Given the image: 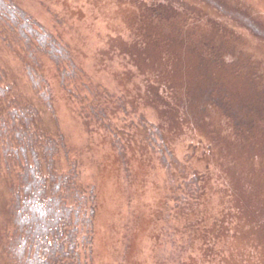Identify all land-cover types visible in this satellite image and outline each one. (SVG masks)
<instances>
[{
	"label": "rangeland",
	"instance_id": "obj_1",
	"mask_svg": "<svg viewBox=\"0 0 264 264\" xmlns=\"http://www.w3.org/2000/svg\"><path fill=\"white\" fill-rule=\"evenodd\" d=\"M11 1L37 38L0 37V264L20 114L97 190L88 264H264V0Z\"/></svg>",
	"mask_w": 264,
	"mask_h": 264
},
{
	"label": "trees",
	"instance_id": "obj_2",
	"mask_svg": "<svg viewBox=\"0 0 264 264\" xmlns=\"http://www.w3.org/2000/svg\"><path fill=\"white\" fill-rule=\"evenodd\" d=\"M35 25L11 0H0V37L13 36L18 43L23 40L27 46L34 45ZM19 118L21 114L13 116L11 124L15 140L8 135L2 143L3 148L14 145L4 154L5 165L10 166L13 157L15 164L26 167L25 181L16 194L19 235L11 257L15 264H88L94 258L97 190L82 183L78 165L66 173L59 171L55 152L62 146L56 139L57 144H51L50 130L38 131L26 122L20 125ZM4 119L3 132L8 129ZM33 124L38 126V122ZM7 236L12 239L9 233ZM85 257L88 260L82 262Z\"/></svg>",
	"mask_w": 264,
	"mask_h": 264
}]
</instances>
